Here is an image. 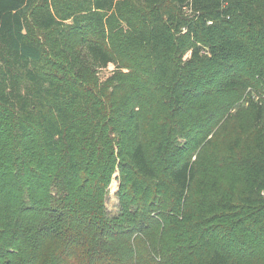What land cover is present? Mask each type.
Instances as JSON below:
<instances>
[{"label": "trees", "instance_id": "16d2710c", "mask_svg": "<svg viewBox=\"0 0 264 264\" xmlns=\"http://www.w3.org/2000/svg\"><path fill=\"white\" fill-rule=\"evenodd\" d=\"M188 3L0 0V264H264V0Z\"/></svg>", "mask_w": 264, "mask_h": 264}, {"label": "rangeland", "instance_id": "374dc122", "mask_svg": "<svg viewBox=\"0 0 264 264\" xmlns=\"http://www.w3.org/2000/svg\"><path fill=\"white\" fill-rule=\"evenodd\" d=\"M110 71H105L103 70V74L106 75L107 73H109ZM250 93V90L246 91V94ZM253 98H255V100H257L258 97L253 96ZM248 105V104H246ZM118 173H116L114 175V179L112 180V183L110 184L109 187V195H108V209L111 212H116L118 210V197H117V190H118V186H119V181L117 179Z\"/></svg>", "mask_w": 264, "mask_h": 264}, {"label": "built area", "instance_id": "2783aa9c", "mask_svg": "<svg viewBox=\"0 0 264 264\" xmlns=\"http://www.w3.org/2000/svg\"><path fill=\"white\" fill-rule=\"evenodd\" d=\"M191 7H193V3H192V0H189V3L185 6V9H186L189 13H192L193 10H192Z\"/></svg>", "mask_w": 264, "mask_h": 264}]
</instances>
